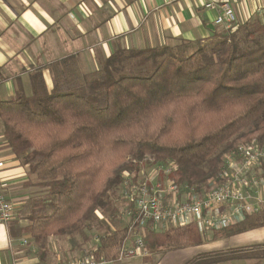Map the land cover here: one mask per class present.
I'll return each mask as SVG.
<instances>
[{"label": "trees", "instance_id": "trees-1", "mask_svg": "<svg viewBox=\"0 0 264 264\" xmlns=\"http://www.w3.org/2000/svg\"><path fill=\"white\" fill-rule=\"evenodd\" d=\"M208 41L190 55L172 45L117 47L92 73L67 58L53 66L51 90L37 73L32 96L0 100L5 139L35 176L32 186L44 190L33 202L35 242L86 240L95 225L86 255L115 261L139 226L117 205L127 179L136 183L146 164L173 165L170 179L201 193L221 174L227 152L253 138L264 143V20ZM99 213L114 229H105ZM262 226L264 207L215 231L214 240ZM143 237L153 254L204 239L195 225L146 228Z\"/></svg>", "mask_w": 264, "mask_h": 264}, {"label": "crops", "instance_id": "crops-1", "mask_svg": "<svg viewBox=\"0 0 264 264\" xmlns=\"http://www.w3.org/2000/svg\"><path fill=\"white\" fill-rule=\"evenodd\" d=\"M225 1L235 10L237 26L264 20V0H0V100L32 96L31 79L37 73L51 90L53 66L67 58H74L79 72L92 73L117 47L206 42L225 29L215 25L217 7L205 6ZM0 163V182L15 214L10 224L0 223V264H67L84 258L95 246V225L86 240L81 235L51 236L35 242L29 230L33 202L44 190L32 186L36 178L12 151L1 121ZM144 230L137 229L125 247L133 248ZM203 238V243L176 253L148 251L147 256L116 264H161L170 253L173 259L187 256L185 264H197L201 257L220 259L213 264H264V226L229 238L214 240V233Z\"/></svg>", "mask_w": 264, "mask_h": 264}, {"label": "built area", "instance_id": "built-area-1", "mask_svg": "<svg viewBox=\"0 0 264 264\" xmlns=\"http://www.w3.org/2000/svg\"><path fill=\"white\" fill-rule=\"evenodd\" d=\"M206 8L217 7L219 15L216 26L232 31L237 26V16L230 2L215 6L207 3ZM224 167L218 178L209 181L207 188L197 193L195 187L179 185L169 177L173 165L153 164V173L165 174V179L153 182V178L129 182L125 191L129 206L125 218L133 215L139 223L138 229L158 227H184L195 225L203 237L217 230L234 226L247 216L258 213L264 207V143L254 138L240 144L235 150L227 152ZM2 164L0 163V168ZM146 173L142 170L140 175ZM129 208V207H128ZM14 208L0 182V223L10 224L14 218ZM142 236V235H140ZM148 250L143 237H139L133 248L124 247L117 260L95 259L86 255L77 262L67 264H116L127 259L144 257Z\"/></svg>", "mask_w": 264, "mask_h": 264}, {"label": "rangeland", "instance_id": "rangeland-1", "mask_svg": "<svg viewBox=\"0 0 264 264\" xmlns=\"http://www.w3.org/2000/svg\"><path fill=\"white\" fill-rule=\"evenodd\" d=\"M255 22V21H254ZM253 23V22H252ZM222 32V31H221ZM209 41H206V42H202V43H195V44H186V43H183L184 45H182L181 42H172L171 45L172 46H181L182 50H185L186 51V55H190L192 54L193 52H195L199 47H206V45H209ZM99 68V67H98ZM98 68H95V71L98 69ZM254 139V138H253ZM153 164L154 163H151V164H146V166L144 167L146 173L144 175H140L138 180L141 182V183H144V179L147 180L148 182H151L150 180H148V178H153V182L157 181V180H164L165 179V174L163 172H160V174L158 176H156L154 173H153ZM125 177H127V173L124 174ZM129 186V181L128 179L126 180V184H124V186H122L119 190H118V193H117V205H118V208L120 210V212H122L123 216L125 217V214L127 213L128 211V207H129V202L128 200L126 199V196H125V191L127 189V187ZM100 216H102V222L104 223V227L105 229L108 228V224L106 222V219L104 218V216L102 214L99 213ZM99 215H97V219L100 220L99 218ZM112 220V219H111ZM115 222L114 223H118L119 221L117 220V217H115ZM112 220V222L114 221ZM101 221V220H100ZM113 223V224H114ZM115 225V224H114ZM109 229V228H108ZM176 251L175 249L173 251H170L172 253H176L174 252ZM171 253L169 255H166V258L163 260V262L161 264H185V261H188L187 260V256H184V259H176L174 257H171ZM178 256V255H176ZM183 258V257H182ZM203 259L204 257H201V262H203ZM211 260V262H210ZM220 262V259H216V258H210L208 260H206L204 263L206 264H213L214 262ZM187 263V262H186Z\"/></svg>", "mask_w": 264, "mask_h": 264}]
</instances>
